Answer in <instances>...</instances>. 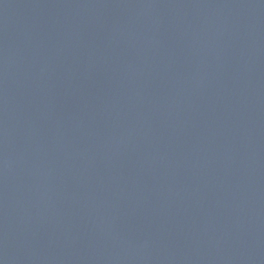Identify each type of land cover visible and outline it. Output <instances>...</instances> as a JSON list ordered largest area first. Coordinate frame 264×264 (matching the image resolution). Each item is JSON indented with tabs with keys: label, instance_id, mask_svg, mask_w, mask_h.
<instances>
[{
	"label": "water",
	"instance_id": "water-1",
	"mask_svg": "<svg viewBox=\"0 0 264 264\" xmlns=\"http://www.w3.org/2000/svg\"><path fill=\"white\" fill-rule=\"evenodd\" d=\"M0 264H264V0H0Z\"/></svg>",
	"mask_w": 264,
	"mask_h": 264
}]
</instances>
